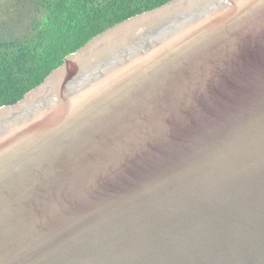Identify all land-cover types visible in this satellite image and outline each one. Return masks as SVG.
Returning <instances> with one entry per match:
<instances>
[{"label": "water", "instance_id": "water-1", "mask_svg": "<svg viewBox=\"0 0 264 264\" xmlns=\"http://www.w3.org/2000/svg\"><path fill=\"white\" fill-rule=\"evenodd\" d=\"M0 264H264V0H170L1 106Z\"/></svg>", "mask_w": 264, "mask_h": 264}, {"label": "trees", "instance_id": "trees-1", "mask_svg": "<svg viewBox=\"0 0 264 264\" xmlns=\"http://www.w3.org/2000/svg\"><path fill=\"white\" fill-rule=\"evenodd\" d=\"M170 0H0V107L95 35Z\"/></svg>", "mask_w": 264, "mask_h": 264}]
</instances>
